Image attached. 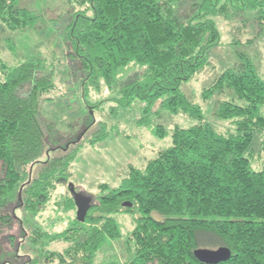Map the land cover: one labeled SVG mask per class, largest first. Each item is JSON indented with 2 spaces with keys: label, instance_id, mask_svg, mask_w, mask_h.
Here are the masks:
<instances>
[{
  "label": "trees",
  "instance_id": "trees-1",
  "mask_svg": "<svg viewBox=\"0 0 264 264\" xmlns=\"http://www.w3.org/2000/svg\"><path fill=\"white\" fill-rule=\"evenodd\" d=\"M68 1L74 11L67 38L84 89L104 83L120 87L121 106L141 100L138 121L159 137L170 134L171 145L143 167L130 164L118 185L102 183L106 189L89 204L84 221L77 218L58 232L36 221L30 233L24 228L37 253L22 264H96L101 245L123 235L119 213L133 214L134 222L123 264H208L194 250L222 245L232 255L215 264H264V163L254 168L249 155L257 135L264 149V78L243 53L207 88L210 94L230 88L243 101L219 102L217 116L235 124L226 132L206 120L201 105L181 88L209 64L210 49L220 41L214 17L232 19L249 10L263 23L264 0ZM39 18L20 0H0V24L10 30L30 29ZM55 74L53 62L40 57L10 65L0 55V209L20 206L22 224L35 220L53 191L73 176L85 141L96 143L112 131L100 119L64 145L53 138L41 101L55 87ZM164 110L193 122L168 129L154 121ZM68 200L77 206L75 197ZM11 215L0 218L9 222ZM54 240L69 246L64 252L45 248Z\"/></svg>",
  "mask_w": 264,
  "mask_h": 264
},
{
  "label": "rangeland",
  "instance_id": "rangeland-1",
  "mask_svg": "<svg viewBox=\"0 0 264 264\" xmlns=\"http://www.w3.org/2000/svg\"><path fill=\"white\" fill-rule=\"evenodd\" d=\"M20 3L34 9L40 18L34 27L23 31L10 30L0 24V55L10 65L30 57L53 62L56 71L55 87L44 94L41 101V115L52 123L53 138L64 139L61 142L64 145L69 140L79 138L91 122L100 119L107 122L112 131L96 143L85 141L73 160V176L53 191L51 200L35 220L32 218L29 224H22L20 206L0 209V215L12 214L9 222L0 218V264H22L28 256H36L37 251L31 250L28 235H24L25 229L28 233L31 232L34 221L48 232L63 231L75 226L78 204L76 206L71 201L69 203V196L73 198L75 193H80L89 197L90 203H96L98 196L106 189L101 186L102 183L118 185L128 173L130 164L143 167L159 150L171 145L170 134L159 137L138 121L142 115L141 100L136 98L127 106H121L117 100L120 96L118 86L111 90L100 83V86H88L84 89V74L79 61L71 52L67 38V27L74 11L68 0H20ZM214 20L221 37L219 43L210 49V62L184 82L181 88L201 105L206 120L219 131L226 132L233 129L235 124L230 118L217 116L219 102L224 99L238 103L243 101L230 88L213 94L206 90L223 70L237 66L243 53L253 59L264 78V26L261 28L264 22L260 23L249 10L236 13L232 19L215 16ZM23 90L27 91L28 85ZM154 121L164 124L168 129L175 125L187 126L193 122L184 113L174 114L165 110ZM249 155L254 168L258 169L264 163L260 136L255 137ZM46 156L44 154L41 160ZM70 182L73 183L72 186ZM94 211L97 214L96 210L92 212ZM86 218L85 215L84 220ZM116 218L121 224L123 235L108 238L101 245L96 253V264L125 262L128 254L125 237L134 226L133 214L119 213ZM68 246V241L54 240L45 248L64 252ZM66 258L71 262L67 254ZM49 264L61 263L55 259Z\"/></svg>",
  "mask_w": 264,
  "mask_h": 264
},
{
  "label": "water",
  "instance_id": "water-1",
  "mask_svg": "<svg viewBox=\"0 0 264 264\" xmlns=\"http://www.w3.org/2000/svg\"><path fill=\"white\" fill-rule=\"evenodd\" d=\"M72 186V183H70ZM74 192V189L72 187ZM75 200L78 204L77 218L81 221L84 220L90 204V198L82 196L80 193H75ZM130 201H125L124 205H131ZM195 256L208 264L219 263L220 261L227 260L231 257L232 251L228 246L222 245L219 247H198L194 250Z\"/></svg>",
  "mask_w": 264,
  "mask_h": 264
}]
</instances>
